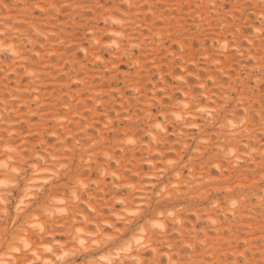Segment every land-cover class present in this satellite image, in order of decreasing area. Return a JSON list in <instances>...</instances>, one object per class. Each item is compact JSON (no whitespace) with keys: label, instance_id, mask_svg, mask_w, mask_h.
<instances>
[{"label":"rangeland","instance_id":"374dc122","mask_svg":"<svg viewBox=\"0 0 264 264\" xmlns=\"http://www.w3.org/2000/svg\"><path fill=\"white\" fill-rule=\"evenodd\" d=\"M0 264H264V0H0Z\"/></svg>","mask_w":264,"mask_h":264}]
</instances>
